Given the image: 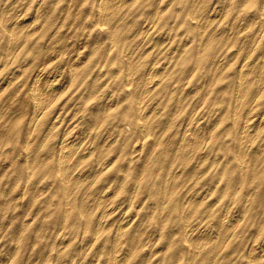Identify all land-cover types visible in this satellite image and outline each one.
<instances>
[{
    "label": "rangeland",
    "instance_id": "374dc122",
    "mask_svg": "<svg viewBox=\"0 0 264 264\" xmlns=\"http://www.w3.org/2000/svg\"><path fill=\"white\" fill-rule=\"evenodd\" d=\"M262 1L124 0L108 16L102 0L0 6V264H114L116 252L128 253L119 264H252L253 248L264 264V159L252 173L246 158L241 175L239 158L250 111L264 144V82L258 91L252 73L236 99L239 68L264 54ZM41 70L59 85L39 115L30 87ZM189 128L203 143L172 165ZM61 141L84 149L75 186L55 167ZM104 209L114 212L101 226ZM181 211L187 234L173 224Z\"/></svg>",
    "mask_w": 264,
    "mask_h": 264
},
{
    "label": "bare ground",
    "instance_id": "6f19581e",
    "mask_svg": "<svg viewBox=\"0 0 264 264\" xmlns=\"http://www.w3.org/2000/svg\"><path fill=\"white\" fill-rule=\"evenodd\" d=\"M120 1H124V0H102V2H104L105 6H104V9H101V13L102 15H110L111 14V8H112V5L116 4L117 2H120ZM160 4H161V1H160ZM159 5V4H158ZM163 5V4H162ZM159 8L160 5L158 6ZM260 7V12H259V17L257 19V26H258V31L259 33L258 34H261L262 31H264V0L260 3L259 5ZM193 11V10H192ZM38 14V13H37ZM21 15V14H20ZM74 15V14H73ZM87 15V14H86ZM97 15H99V13H97ZM211 15V14H210ZM124 16V15H123ZM207 16V15H206ZM22 17V16H20ZM59 17V16H58ZM151 17V16H150ZM254 17V16H253ZM94 18V17H93ZM108 18V17H107ZM213 18V17H212ZM251 18V17H250ZM102 19V18H101ZM255 19V18H254ZM93 20V19H92ZM250 20V19H249ZM256 20V19H255ZM23 21V20H22ZM207 22V21H206ZM246 24V23H245ZM206 25V24H205ZM149 28V27H147ZM244 28V27H243ZM40 29V28H39ZM140 31V30H139ZM205 33V32H204ZM204 34L202 33V36ZM251 35V34H250ZM237 36V35H236ZM147 37V36H146ZM260 36L258 35V38ZM17 39V38H16ZM63 40V39H62ZM172 40V39H171ZM247 40V39H246ZM256 40H257V37H256ZM256 46V45H255ZM132 47V46H131ZM167 47V46H166ZM181 50V49H180ZM253 50V49H252ZM227 51V50H226ZM80 58V57H79ZM256 62H254L253 64L252 63H246L243 64L242 68H239L241 69L240 71V80H239V90H238V93L236 95V99H239L241 98L242 96L246 95V91L248 90V85H249V82L250 80H252L250 78V76L252 75V73L257 77V89L259 91V89L262 87V82H264V54L261 56V58L259 59V62H257V64L255 66H253ZM61 64V63H60ZM166 64V63H165ZM218 65V64H217ZM216 65V67H217ZM128 66V65H127ZM222 66V65H221ZM151 67V66H150ZM153 68H156V67H153ZM158 68V67H157ZM162 68V67H161ZM160 68V69H161ZM196 68V67H195ZM226 68V67H225ZM62 69V68H61ZM216 69V68H214ZM217 70V69H216ZM156 71V69H155ZM154 71V72H155ZM162 71V69H161ZM71 72V71H70ZM153 72V71H152ZM151 72V73H152ZM234 73V71H233ZM52 73H49L45 70H41L38 75L34 78L33 82H32V87H30L33 97L35 98V109L38 110L39 112V115H42L44 113H46V110L47 108L49 107L50 104H48V95L51 93V89H53V87H57V85H59V83L56 81V79L51 75ZM97 74V73H96ZM95 76V75H94ZM62 78V77H61ZM255 78V77H254ZM237 79H239L237 77ZM256 79V78H255ZM113 80V79H112ZM131 80V78H130ZM139 80V79H138ZM146 80V79H145ZM205 80V79H204ZM2 81V80H1ZM161 81V80H160ZM7 82V81H6ZM113 82V81H112ZM158 82V81H157ZM144 84V82H143ZM154 85H156V80H155V77L153 75L149 76L147 81H146V89L144 88L143 90H145L146 93H149L150 90L152 91ZM61 86V84H60ZM112 86V85H111ZM90 87V85H89ZM116 87V86H115ZM123 87V86H122ZM143 86H141L142 88ZM256 89V91H257ZM61 91V90H60ZM192 91V90H191ZM235 94V93H234ZM258 94V93H257ZM117 95V94H116ZM139 96V95H138ZM4 99V98H3ZM143 99V98H142ZM182 99V98H181ZM255 99V98H254ZM251 100V99H250ZM141 101V100H140ZM139 102V101H138ZM3 103V102H2ZM33 104V103H32ZM113 105V104H112ZM111 107V106H110ZM139 109L141 112H145V110L147 109L145 105L141 104V102L139 103L138 105ZM70 108V107H69ZM137 108V107H136ZM155 108V107H154ZM22 109V108H21ZM149 109V108H148ZM139 111V110H138ZM161 111V110H160ZM0 112H2L0 110ZM98 112V111H97ZM150 112V111H148ZM5 113V112H4ZM147 113V112H146ZM151 113V112H150ZM139 114V113H138ZM38 115V114H37ZM173 115V114H172ZM146 116H148V114L144 115L145 119ZM255 115L253 114L252 111H250L246 118H244V127H243V132H244V135L241 137V140H240V154H239V158H240V163H241V166H242V170H241V175L244 174H248L246 172V158L250 161L249 162H252L251 164L253 165L252 167H250V170L252 173H254V170L256 171V163L257 162H263L262 160L264 159V144L263 143H260L258 142L259 140H255L253 138V134H251V132H256L257 133V127L254 126V117ZM257 116V115H256ZM39 117V116H38ZM142 117H143V114H142ZM13 119V118H12ZM169 119V118H168ZM32 120H35L34 116L32 117ZM70 120V119H69ZM103 120V119H102ZM264 120V118H263ZM262 120V121H263ZM147 121V120H146ZM149 122V121H147ZM52 123V122H51ZM54 124V123H53ZM154 124V123H153ZM10 125V124H9ZM29 125V124H28ZM27 125V126H28ZM100 125V124H99ZM55 126V125H54ZM142 126V124H141ZM146 126V125H145ZM9 127V126H8ZM75 127V126H74ZM132 127V126H131ZM147 127V126H146ZM20 128V127H19ZM198 128V127H197ZM34 129V127H33ZM201 130V129H200ZM236 131V130H235ZM242 132V133H243ZM109 133V132H108ZM114 133V132H113ZM124 134V133H123ZM130 135V134H129ZM255 135V134H254ZM75 136H73V139ZM69 138V137H68ZM160 138V137H159ZM32 139V138H31ZM65 139V138H63ZM67 139V138H66ZM65 139V140H66ZM71 139V140H73ZM215 139V138H214ZM69 141V140H68ZM181 145L175 149V155L172 159V165L176 164V163H179V162H186L189 158V154L193 151H198V149L201 147L202 143H203V134L200 133L198 130H194V128H189V129H186L185 132H183L182 136H181ZM180 141V142H181ZM31 142V140L29 141ZM28 142V143H29ZM33 142V141H32ZM31 142V143H32ZM63 142L62 145H61V148L60 150L58 151L59 152V155L57 156L58 159L57 161L55 162V167H56V170L57 172H59V174L62 176V178L64 179V181L66 182L67 181V185L69 186H75L79 183H82L83 182V178H86L85 177V174L84 172H81V171H78V172H75V169L77 167V165L82 162L81 158L82 157H77L79 154H81L83 152L84 149H80L79 147L75 148V149H68V142H64V141H61ZM27 143V144H28ZM133 144V143H132ZM137 144V143H136ZM81 146V145H80ZM102 147V146H101ZM138 147V145H137ZM37 150L39 149V147H36ZM164 149V148H163ZM35 149V151H37ZM34 151V150H33ZM32 151V152H33ZM39 151V150H38ZM37 151V152H38ZM36 152L35 157L36 155L38 154ZM58 154V153H57ZM84 154V152H83ZM86 156V155H85ZM238 156V154H237ZM53 157V156H52ZM51 157V158H52ZM147 157V156H146ZM81 159V160H80ZM110 159V158H109ZM94 160V159H93ZM145 161V160H144ZM194 165V164H193ZM93 166V165H92ZM192 166V165H191ZM240 166V167H241ZM32 167V166H31ZM142 167V166H141ZM184 167V166H183ZM255 167V169L253 168ZM198 168V167H197ZM31 170V169H30ZM82 170V169H81ZM177 172H174V173H170L169 177L167 178L165 184H166V188L167 190L169 189V184H170V188L171 187H175L177 185V182H178V177H177ZM193 174V173H192ZM168 175V174H167ZM194 176V175H193ZM166 178V177H165ZM237 178V177H236ZM204 179V178H203ZM137 180V179H136ZM184 180V179H183ZM104 181V180H103ZM238 181V179H237ZM136 184V183H135ZM191 186V185H190ZM34 188V187H33ZM134 188V187H133ZM208 188V187H207ZM96 189V188H95ZM165 189V188H164ZM238 189V188H237ZM35 190V189H34ZM189 190V189H188ZM252 190V189H251ZM37 191V190H36ZM23 192V191H22ZM104 192V191H103ZM190 192V191H189ZM192 195V194H191ZM236 195V194H235ZM49 197V196H48ZM47 198V197H46ZM103 198V197H102ZM166 199L169 198V196H165ZM191 199L193 197H190ZM188 198V200L190 199ZM44 199V198H43ZM105 199V198H104ZM120 199V198H119ZM164 199V197H163ZM175 199V198H174ZM249 199V198H248ZM46 200V199H45ZM106 200V199H105ZM187 200V199H185ZM69 201V200H68ZM103 201V200H102ZM119 201V200H117ZM184 201V200H183ZM192 201V200H190ZM27 202V201H26ZM186 202V201H185ZM22 204V203H21ZM123 204V203H122ZM129 204V203H128ZM185 204V203H184ZM69 205V203H68ZM101 205V204H100ZM109 205V204H108ZM190 205V204H189ZM147 206V205H146ZM119 207V206H118ZM165 207V206H163ZM248 207V206H247ZM87 208V207H85ZM109 208V207H108ZM113 208V207H112ZM51 209V208H50ZM70 209V208H69ZM151 209V208H150ZM148 209V210H150ZM182 209V208H181ZM244 209V208H243ZM63 211V210H62ZM86 211V210H85ZM66 212V211H65ZM107 210H103L101 213H102V216L99 218V223L100 225L102 226L104 223H105V220H107L108 217H110V215L114 212V211H110L109 213L107 212ZM132 213V212H131ZM130 213V214H131ZM186 213V212H185ZM228 213V212H227ZM223 215V214H222ZM186 216V215H185ZM222 217V216H221ZM226 217V216H224ZM106 218V219H104ZM116 218V217H115ZM244 218V217H243ZM122 219V218H121ZM124 219V218H123ZM128 219V218H127ZM219 219V218H218ZM217 219V220H218ZM120 220V219H119ZM118 220V235L119 234H122V229L124 227V225H122L123 223L122 220L119 221ZM125 220V219H124ZM139 220V219H138ZM223 220V219H222ZM225 220V219H224ZM223 220V221H224ZM131 221V219H130ZM117 222V221H116ZM217 222V221H216ZM98 223V222H97ZM109 223V222H108ZM129 223V222H128ZM222 224V223H221ZM229 224V223H228ZM96 228V227H95ZM210 228V227H209ZM218 228V227H217ZM178 229V228H177ZM96 230V229H95ZM210 230V229H209ZM22 231V230H21ZM170 231V230H169ZM204 231V230H203ZM219 231V230H218ZM224 231H225V228H224ZM2 232V231H1ZM202 232V231H201ZM211 232V230H210ZM209 232V233H210ZM68 233V232H67ZM197 233V232H196ZM199 233V232H198ZM168 234V232H167ZM171 234V233H170ZM207 234V233H206ZM222 234V233H221ZM65 235V234H64ZM198 235V234H197ZM200 235V234H199ZM121 236V235H120ZM171 237V236H170ZM216 237V236H215ZM218 239L219 237H222L221 235L217 236ZM231 237V236H230ZM68 238V237H67ZM119 239V238H117ZM154 239V238H153ZM195 241H206V240H210L211 238L209 236H205V235H201V236H197V237H194L193 238ZM124 240V239H123ZM126 241V240H124ZM165 241V240H164ZM19 242V241H18ZM17 242V243H18ZM82 242V241H81ZM136 242V240H135ZM169 243V242H168ZM200 243V242H199ZM119 244V242H118ZM133 244V243H132ZM175 244V243H173ZM257 244V243H256ZM14 246V245H13ZM133 246V245H131ZM151 246V245H150ZM224 246V245H223ZM162 247V245H161ZM19 248V247H18ZM119 248V247H117ZM131 248V247H130ZM153 248V247H152ZM163 248V247H162ZM257 248V246H256ZM180 250V248H178ZM198 249H199V246H198ZM60 250V249H59ZM129 250V249H128ZM127 250V251H128ZM117 251V250H116ZM253 254H251V263L252 264H255L256 263V260H257V254L255 255V249L253 248ZM129 252V251H128ZM216 252V251H215ZM117 254H115V262L114 264H119V261H121L122 259H126L127 258V254L128 253H119V252H116ZM133 253V252H132ZM44 254V253H43ZM155 254V253H154ZM176 254V253H175ZM174 254V255H175ZM130 255V254H129ZM263 255V254H261ZM46 256V255H45ZM259 256V255H258ZM264 256V255H263ZM5 257V256H4ZM189 257V256H188ZM260 257V256H259ZM113 258V257H112ZM83 259V258H82ZM88 259V258H87ZM156 259V258H155ZM154 259V260H155ZM45 260V259H44ZM158 260V258H157ZM205 260V259H204ZM214 262V261H213ZM212 262V264H213ZM4 264V263H3Z\"/></svg>",
    "mask_w": 264,
    "mask_h": 264
},
{
    "label": "clouds",
    "instance_id": "9594fccd",
    "mask_svg": "<svg viewBox=\"0 0 264 264\" xmlns=\"http://www.w3.org/2000/svg\"><path fill=\"white\" fill-rule=\"evenodd\" d=\"M10 2V0H0V6L7 5ZM49 0H41V5L48 4ZM255 212L257 214L264 213V205H261L257 208H255ZM261 221L264 222V215L260 217ZM173 224L182 232L187 234L189 230L193 227L192 220H190L187 216L184 215L183 211L180 212V214L177 216V218L173 221ZM261 227H264V223L260 224ZM187 259V257H186ZM189 264H191V261H189Z\"/></svg>",
    "mask_w": 264,
    "mask_h": 264
}]
</instances>
